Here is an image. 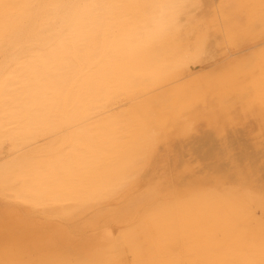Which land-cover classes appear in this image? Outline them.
Listing matches in <instances>:
<instances>
[{
    "label": "bare ground",
    "instance_id": "obj_1",
    "mask_svg": "<svg viewBox=\"0 0 264 264\" xmlns=\"http://www.w3.org/2000/svg\"><path fill=\"white\" fill-rule=\"evenodd\" d=\"M193 1L0 0V140L19 149L67 129L56 159L45 144L31 151L44 155L40 161L28 153L14 162L24 183L17 198L37 208L51 203L56 215H64L66 202L75 212L94 205L148 158L171 120L206 100L211 90L200 93L194 83L173 97L153 94L205 52L197 43L182 50L176 37ZM230 1L224 31L236 43L248 31L240 1ZM235 73L223 78L224 90L237 88ZM261 74L255 89L264 100V65ZM121 102L128 109L111 113ZM7 175L0 172V183ZM196 184L152 213H119L127 225L92 233L86 255L63 224L54 239L16 222L22 240L0 245V264H264V202ZM249 205L254 212L245 211Z\"/></svg>",
    "mask_w": 264,
    "mask_h": 264
},
{
    "label": "rangeland",
    "instance_id": "obj_2",
    "mask_svg": "<svg viewBox=\"0 0 264 264\" xmlns=\"http://www.w3.org/2000/svg\"><path fill=\"white\" fill-rule=\"evenodd\" d=\"M223 1L192 2L189 10L193 15L190 22L186 21L178 30L177 41L182 50L197 43L203 45L205 52L198 62L192 61L186 66L183 77L154 89L153 93L173 97L176 88L194 83L198 92L211 90L210 95L190 110L187 117L171 120L173 125L158 136L148 158L141 159L130 176L128 174L94 205L75 212L74 209H67L71 202H66L62 205L64 215H56L49 208L51 203L37 208L16 197L24 183L16 177L19 166L14 162L28 153L34 154L33 162L40 161L44 155L31 151L45 144H52L50 147L54 152L50 157L56 159L62 148L67 146L63 144L67 129L19 149L7 139L0 140V158L3 157L0 159V172L11 177L7 182L0 183V245L20 244L22 239L19 238L20 228L14 224L16 222L22 221L29 233L31 230L41 235L49 233L54 239H57L55 227L63 224L76 244L82 245L79 253L86 255L84 248L92 233L99 232L108 224L127 225V222H122L119 213H152L174 202L189 186L196 187V183L205 188L238 189L264 202V100L258 97L255 89L256 82L262 78L264 65V0L259 4L253 0H239V10L244 9L241 25H245L248 34L236 43H232L225 34L227 29L224 31L225 13H233L231 11L235 6L230 4V0ZM235 72L237 88L228 92L224 90L222 80ZM128 107L126 102L118 103L111 113L127 110ZM171 109L166 106L164 111ZM244 209L247 213L254 212V207L250 205ZM94 220L97 222L95 228L89 226ZM4 235H11L14 239L5 240Z\"/></svg>",
    "mask_w": 264,
    "mask_h": 264
}]
</instances>
